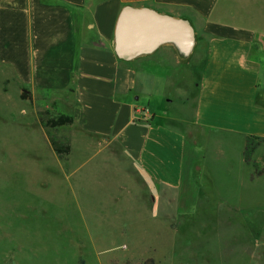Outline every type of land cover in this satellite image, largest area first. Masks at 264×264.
<instances>
[{"label":"crops","instance_id":"0c3cea01","mask_svg":"<svg viewBox=\"0 0 264 264\" xmlns=\"http://www.w3.org/2000/svg\"><path fill=\"white\" fill-rule=\"evenodd\" d=\"M229 4L0 0V96L18 101L22 92L29 95L21 100L28 108L19 107L34 118L42 112L72 117L71 125L60 127L67 128L72 174L105 154L106 164L121 168L137 196L144 193L140 209L154 218L164 192L189 186L193 161L186 128L244 144L264 139V30L242 24L239 8ZM124 8L187 23L192 48L186 53L163 43L120 58L115 35ZM199 45L203 59L195 67L191 55ZM159 88L179 92L176 102L160 97Z\"/></svg>","mask_w":264,"mask_h":264},{"label":"rangeland","instance_id":"374dc122","mask_svg":"<svg viewBox=\"0 0 264 264\" xmlns=\"http://www.w3.org/2000/svg\"><path fill=\"white\" fill-rule=\"evenodd\" d=\"M233 5L264 30V0ZM158 94L174 103L179 92ZM16 100L0 96V264H264V142L186 128L189 186L164 192L152 218L105 154L72 174L69 151L52 147L69 148L67 128L44 127L46 113Z\"/></svg>","mask_w":264,"mask_h":264},{"label":"water","instance_id":"95a60500","mask_svg":"<svg viewBox=\"0 0 264 264\" xmlns=\"http://www.w3.org/2000/svg\"><path fill=\"white\" fill-rule=\"evenodd\" d=\"M115 37L116 53L125 60L150 52L163 43H173L188 53L194 42L187 23L132 8H124L121 12Z\"/></svg>","mask_w":264,"mask_h":264},{"label":"trees","instance_id":"16d2710c","mask_svg":"<svg viewBox=\"0 0 264 264\" xmlns=\"http://www.w3.org/2000/svg\"><path fill=\"white\" fill-rule=\"evenodd\" d=\"M20 99L21 100H30V96L25 94L24 92H22L20 95ZM72 123H73L72 117L66 116V115H59L56 117H48V118L42 120V125L46 128H49V129H57L60 127L69 126ZM252 139L264 142V139H261V138H252ZM52 147H53L54 152L57 154H67L69 151L68 147L62 149L59 146H57V144L55 142H52Z\"/></svg>","mask_w":264,"mask_h":264}]
</instances>
